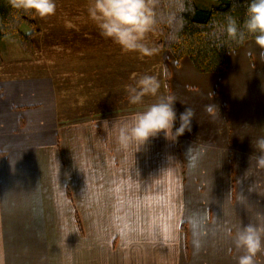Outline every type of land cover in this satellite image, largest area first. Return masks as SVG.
Returning a JSON list of instances; mask_svg holds the SVG:
<instances>
[{
	"label": "crops",
	"instance_id": "obj_1",
	"mask_svg": "<svg viewBox=\"0 0 264 264\" xmlns=\"http://www.w3.org/2000/svg\"><path fill=\"white\" fill-rule=\"evenodd\" d=\"M30 1L34 54L0 41V264H264V44L200 73L149 0Z\"/></svg>",
	"mask_w": 264,
	"mask_h": 264
},
{
	"label": "trees",
	"instance_id": "obj_2",
	"mask_svg": "<svg viewBox=\"0 0 264 264\" xmlns=\"http://www.w3.org/2000/svg\"><path fill=\"white\" fill-rule=\"evenodd\" d=\"M149 0L150 32L159 37L157 46L176 61L188 57L200 73L225 70L226 54L249 39L264 44V0ZM30 0H0V41L16 35L20 48L32 55L36 33ZM26 23L31 31L20 32ZM1 62V56H0Z\"/></svg>",
	"mask_w": 264,
	"mask_h": 264
},
{
	"label": "rangeland",
	"instance_id": "obj_3",
	"mask_svg": "<svg viewBox=\"0 0 264 264\" xmlns=\"http://www.w3.org/2000/svg\"><path fill=\"white\" fill-rule=\"evenodd\" d=\"M196 3L199 5V6H204V7H209L210 5H212V3L211 2H209V1H205V0H196ZM27 30V24L26 23H24L22 26H21V29H20V31L23 33V32H25ZM157 38H158V40H159V37L157 36ZM158 42V41H157ZM148 45H150V44H148ZM157 45V44H156ZM156 45H155V47H156ZM4 46H5V44H1L0 45V51H1V55H2V58H4V60L6 61V65H8L9 64V61H7L8 60V58H10V59H14V49H12V48H7V49H5L4 48ZM19 48V47H18ZM36 48H38V49H40L41 50V48H42V44H37V47ZM19 50V52H21L20 51V49H18ZM39 50V53H38V55L37 56H35V58H34V61H36V62H38V61H41L40 59H41V56H42V51H40ZM37 51V49L35 50V52ZM24 52V51H23ZM25 53V52H24ZM26 54V53H25ZM32 54H34V48H33V44H32ZM26 55H28V54H26ZM32 56V55H31ZM1 63V62H0Z\"/></svg>",
	"mask_w": 264,
	"mask_h": 264
}]
</instances>
